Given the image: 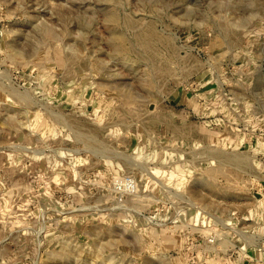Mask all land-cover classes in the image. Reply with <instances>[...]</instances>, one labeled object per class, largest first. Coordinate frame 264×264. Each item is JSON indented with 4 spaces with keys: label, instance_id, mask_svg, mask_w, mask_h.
Wrapping results in <instances>:
<instances>
[{
    "label": "rangeland",
    "instance_id": "rangeland-1",
    "mask_svg": "<svg viewBox=\"0 0 264 264\" xmlns=\"http://www.w3.org/2000/svg\"><path fill=\"white\" fill-rule=\"evenodd\" d=\"M0 264H264V0H0Z\"/></svg>",
    "mask_w": 264,
    "mask_h": 264
},
{
    "label": "built area",
    "instance_id": "built-area-1",
    "mask_svg": "<svg viewBox=\"0 0 264 264\" xmlns=\"http://www.w3.org/2000/svg\"><path fill=\"white\" fill-rule=\"evenodd\" d=\"M114 182V189L118 192V196L121 201L126 196L135 195L138 192V181L132 175L118 176Z\"/></svg>",
    "mask_w": 264,
    "mask_h": 264
},
{
    "label": "bare ground",
    "instance_id": "bare-ground-1",
    "mask_svg": "<svg viewBox=\"0 0 264 264\" xmlns=\"http://www.w3.org/2000/svg\"><path fill=\"white\" fill-rule=\"evenodd\" d=\"M227 159H228V157H227ZM226 160V159H225ZM228 160H230V159H228ZM233 160V159H232ZM243 166V165H242ZM165 187H166V185H165Z\"/></svg>",
    "mask_w": 264,
    "mask_h": 264
}]
</instances>
